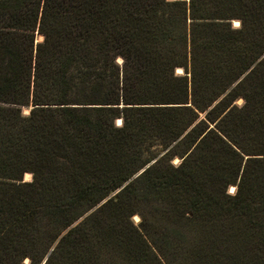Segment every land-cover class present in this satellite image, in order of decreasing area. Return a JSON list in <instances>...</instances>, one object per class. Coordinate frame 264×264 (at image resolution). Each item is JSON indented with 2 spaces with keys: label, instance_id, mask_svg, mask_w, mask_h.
I'll return each instance as SVG.
<instances>
[{
  "label": "trees",
  "instance_id": "obj_1",
  "mask_svg": "<svg viewBox=\"0 0 264 264\" xmlns=\"http://www.w3.org/2000/svg\"><path fill=\"white\" fill-rule=\"evenodd\" d=\"M43 259L264 264V0H0V264Z\"/></svg>",
  "mask_w": 264,
  "mask_h": 264
},
{
  "label": "rangeland",
  "instance_id": "obj_2",
  "mask_svg": "<svg viewBox=\"0 0 264 264\" xmlns=\"http://www.w3.org/2000/svg\"><path fill=\"white\" fill-rule=\"evenodd\" d=\"M235 21L236 20H233V22H232V25L233 26H237V24H238V22H236L235 23ZM38 39H40V36H38ZM119 58V57H118ZM118 58H117V61H118ZM119 62V61H118ZM120 63V62H119ZM177 71H180L179 69L177 70ZM241 99L240 98H238L237 100H236V103L237 104H240L241 103ZM24 110H26V109H24ZM116 124H119L120 123V119L119 118H117L116 119ZM153 148H155V149H159V145H155V146H153ZM178 160V158L177 157H174L173 159H172V162L173 163H176V161ZM153 161V160H152ZM152 161H150L149 163H151ZM30 178H31V174L30 173H28V172H26L24 175H23V180H30ZM231 186H232V188H231ZM233 189H234V186L233 185H229L228 186V191L229 192H231V191H233ZM131 219H132V221L134 222V223H137L138 222V220H139V216H138V214H136V213H134L133 215H132V217H131ZM44 260V259H43ZM42 260V261H43ZM28 260L27 259H25V262H27ZM42 263V262H41ZM40 263V264H41ZM44 264V263H43Z\"/></svg>",
  "mask_w": 264,
  "mask_h": 264
},
{
  "label": "water",
  "instance_id": "obj_3",
  "mask_svg": "<svg viewBox=\"0 0 264 264\" xmlns=\"http://www.w3.org/2000/svg\"><path fill=\"white\" fill-rule=\"evenodd\" d=\"M118 61L119 62H121L122 61V59L119 57L118 58ZM149 164V163H148ZM148 164L147 165H145L143 168H141L139 171H137L133 176H136V175H138L139 173H141L143 170H144V168L146 167V166H148ZM44 261H45V259L42 261V263L41 264H43L44 263Z\"/></svg>",
  "mask_w": 264,
  "mask_h": 264
}]
</instances>
